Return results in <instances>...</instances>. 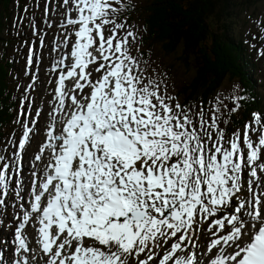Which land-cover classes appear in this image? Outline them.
<instances>
[{
	"label": "snow or ice",
	"instance_id": "1",
	"mask_svg": "<svg viewBox=\"0 0 264 264\" xmlns=\"http://www.w3.org/2000/svg\"><path fill=\"white\" fill-rule=\"evenodd\" d=\"M62 6L75 41L52 67L53 107L27 183L37 130L18 120L12 158L0 154V216L13 194L23 201L0 264H264V112L226 138L219 104L194 111L145 76L138 33L117 22L124 0Z\"/></svg>",
	"mask_w": 264,
	"mask_h": 264
},
{
	"label": "trees",
	"instance_id": "2",
	"mask_svg": "<svg viewBox=\"0 0 264 264\" xmlns=\"http://www.w3.org/2000/svg\"><path fill=\"white\" fill-rule=\"evenodd\" d=\"M13 0H0V140L5 125L12 118V78L15 75L9 35L4 30L10 22ZM249 0H143L135 16L143 25L146 47L161 46L165 55L176 52L174 90L182 105H206L221 87L225 77L241 85L239 96L251 97L257 91L248 78L247 63L241 44L231 30L235 9ZM132 18V16H131ZM189 74L181 79L180 69ZM244 100V99H243ZM241 100L240 102H242ZM250 102V101H249ZM258 99L245 104L247 117Z\"/></svg>",
	"mask_w": 264,
	"mask_h": 264
},
{
	"label": "rangeland",
	"instance_id": "3",
	"mask_svg": "<svg viewBox=\"0 0 264 264\" xmlns=\"http://www.w3.org/2000/svg\"><path fill=\"white\" fill-rule=\"evenodd\" d=\"M125 3L129 5V10L132 12V14H136L137 5L143 2V0H124ZM131 3V4H129ZM51 5V3H49ZM12 9H13V15L11 16L10 26L8 24V28L4 30V35H9L10 42L8 45L11 47V54L14 58V68H15V75L12 78V87H13V97L17 99L19 102L17 112L13 113L15 116L14 119H12V122L9 126H7V129L5 131L7 134L3 133L4 137L1 140L0 149H7L6 151L0 152L2 155L9 156V154L12 153V150L9 148V139L12 136H15V138L19 135V128L20 123H17L18 119L21 121L23 120L26 111L29 110V104L30 101L37 96H41L43 99V102L40 104V107H48L45 105L44 96L51 97V89L53 87V79L55 73H53L52 77H49V73L47 72V67H49L47 56H50L48 53L49 48L51 49V44L48 48H46L43 51L42 60L43 62H39L36 59L35 49H34V56H33V64L29 67L27 60L29 54L27 53V49L30 46V41L33 39V35L31 34V24L33 22L37 23L38 27L41 26L45 28V25L42 23L41 18V9L37 8V6L34 4V0H24V6L23 8L18 12L16 9V1L12 3ZM53 6V4L51 5ZM115 6V5H114ZM128 9L126 14H128ZM122 13V12H121ZM52 14L56 15L57 11L54 9L52 10ZM17 18V19H16ZM119 20V19H118ZM117 20V22H118ZM122 23V22H120ZM127 26L130 27L129 30L136 31L139 33L140 31V23L138 21L126 23ZM231 30L234 34V36L239 39L242 44L241 48L244 52V55L248 56L249 60H252L254 63V66L256 68L255 77H257V85L260 89V95H262V99H260L261 102V112H264V56H257L258 49H261L262 52H264V0H249L247 4H244L240 7H237L235 9L234 14V21L231 24ZM54 35V33H51V36ZM139 47V43H138ZM136 48V46H135ZM54 53V52H52ZM56 57L58 55V52L56 53ZM176 52H171L167 55H165L162 51L161 46H155L152 50V55L150 61H146L142 58V66L147 69V71L150 73H145V76H152V79H157L160 81H163L164 84L167 86V91L172 96L179 99L177 96L173 95L174 90L171 88L173 76H175L174 68L176 66V59L175 55ZM157 57V58H156ZM40 58V56H39ZM163 59V64L165 67V71L167 72L166 76H159L158 74L160 68H161V60ZM154 67V68H151ZM39 71H42L43 74L47 75L43 80H39L37 83V89L36 92H38L37 96L32 97V92L27 95L25 94V91L23 92V89L27 83L30 77H36ZM34 72H36L34 74ZM50 72H53L52 69ZM34 74V75H33ZM179 76L181 79H189V74L184 72V69H180ZM33 75V76H31ZM51 84V88L48 86ZM16 85V86H15ZM43 86H45V90H43ZM238 82L236 79H229L228 77H225L221 87L216 91L215 97L212 98L210 104L208 105V108L204 110L207 113H211L212 110L216 108V106L219 104L220 108V115L221 118V124L220 127L225 130L226 138L230 135L227 134L226 129L227 128H235V125L230 126V122L228 120L230 114L231 118L234 122H236V125H239L241 122H244L245 117H242L240 114L241 108L235 112L231 111L233 107H235V104L233 103V99L235 96H238L239 91ZM26 89V88H25ZM87 91V90H86ZM45 94V95H44ZM27 96L28 99L24 103L23 109L21 108V99L23 97ZM51 100V99H50ZM222 101V103H220ZM50 103V101H49ZM175 103V101L173 102ZM48 104V103H47ZM184 106V105H182ZM190 108H192L194 111L200 110L199 106L196 105H190ZM47 109V108H46ZM24 112V115H21V112ZM250 118H248V122H250ZM39 126V125H38ZM18 129V130H17ZM238 130V129H237ZM241 131V134L243 132V128L239 129ZM236 132L235 130H233ZM232 132V133H234ZM46 133V131H45ZM45 133L43 135H45ZM37 147H34V151H37ZM5 153V154H4ZM27 177L26 173H22V177ZM8 207L6 209V215L0 216V220L5 222L9 219V216L12 215L11 210V203L9 201V198L7 200ZM14 223L12 222V226ZM0 230L7 232L8 226L0 225ZM11 234V233H10ZM9 234V235H10ZM2 242L0 243V245ZM1 255V253H0Z\"/></svg>",
	"mask_w": 264,
	"mask_h": 264
}]
</instances>
